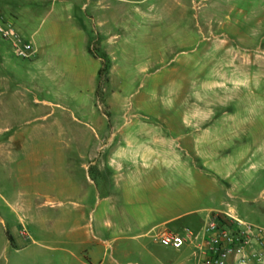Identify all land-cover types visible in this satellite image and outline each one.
I'll list each match as a JSON object with an SVG mask.
<instances>
[{
    "label": "rangeland",
    "instance_id": "rangeland-1",
    "mask_svg": "<svg viewBox=\"0 0 264 264\" xmlns=\"http://www.w3.org/2000/svg\"><path fill=\"white\" fill-rule=\"evenodd\" d=\"M14 2L54 58L0 93V264H196L152 227L264 228V0Z\"/></svg>",
    "mask_w": 264,
    "mask_h": 264
},
{
    "label": "built area",
    "instance_id": "built-area-1",
    "mask_svg": "<svg viewBox=\"0 0 264 264\" xmlns=\"http://www.w3.org/2000/svg\"><path fill=\"white\" fill-rule=\"evenodd\" d=\"M0 39L9 41L20 58L30 59L35 54L33 43L1 13ZM155 237L164 246L190 247L196 264H264V228L232 211L210 210L199 228L177 232L165 227Z\"/></svg>",
    "mask_w": 264,
    "mask_h": 264
},
{
    "label": "crops",
    "instance_id": "crops-1",
    "mask_svg": "<svg viewBox=\"0 0 264 264\" xmlns=\"http://www.w3.org/2000/svg\"><path fill=\"white\" fill-rule=\"evenodd\" d=\"M14 1L15 0H0V13L13 22L17 31L24 38L30 40L33 43L35 54L31 59H29V62H25L23 66L17 65L11 58V55H15L12 44L9 41L0 39V93L4 91V88H12L10 83L13 85L16 80L19 82L18 85H23L21 84L23 76H27L31 80L29 82L30 88L28 87L27 83H24L28 91L34 92V87L38 91H43L44 88L41 87L40 82L36 81V85H34L33 82L35 78L38 80L40 78L44 80V78L48 77L50 74V67L54 56H51L50 54L49 39L47 38L46 34L39 35V26L35 27L30 24V21L22 18V9L19 10L20 5L17 6ZM68 6L70 7V5ZM31 65H33V68L37 74H32ZM35 100L38 102L47 103L46 99L40 100L38 97H35ZM14 138L15 137H11L12 140ZM139 142L140 139L128 140V144L136 145ZM0 143L10 144L11 142ZM171 222V219L163 220L162 222L154 225L152 230L156 228L161 230L167 227V225ZM150 230L144 232L143 234H148Z\"/></svg>",
    "mask_w": 264,
    "mask_h": 264
},
{
    "label": "bare ground",
    "instance_id": "bare-ground-1",
    "mask_svg": "<svg viewBox=\"0 0 264 264\" xmlns=\"http://www.w3.org/2000/svg\"><path fill=\"white\" fill-rule=\"evenodd\" d=\"M157 145H158V143H157L155 146L157 147ZM152 146H154V145H152ZM148 152H150V151H148ZM154 152H156V151H153V152H152L153 155H154ZM149 154H150V153H149ZM153 155H152V156H153Z\"/></svg>",
    "mask_w": 264,
    "mask_h": 264
}]
</instances>
